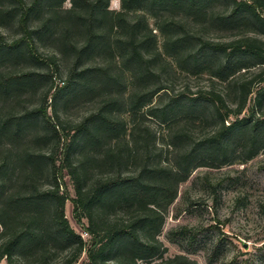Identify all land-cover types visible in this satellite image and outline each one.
Masks as SVG:
<instances>
[{
	"label": "trees",
	"instance_id": "obj_1",
	"mask_svg": "<svg viewBox=\"0 0 264 264\" xmlns=\"http://www.w3.org/2000/svg\"><path fill=\"white\" fill-rule=\"evenodd\" d=\"M109 3L0 0V99L49 83L38 106L0 116V259L7 264H76L83 253L79 264H197L183 254L163 258L157 238L179 185L198 166L243 163L264 149V0ZM13 26L22 34L8 40ZM37 46L50 49L48 59ZM25 58L47 63L46 73L12 68ZM68 58L67 77L57 79L58 61ZM177 75L204 76L207 84L172 94L168 82ZM50 94L56 118L48 114ZM186 94L192 102L183 109ZM91 95L100 103L84 120L55 114L59 101ZM200 100L208 113L196 109ZM146 119L161 127L169 159L149 157L164 150ZM64 174L88 238L65 216Z\"/></svg>",
	"mask_w": 264,
	"mask_h": 264
},
{
	"label": "rangeland",
	"instance_id": "obj_2",
	"mask_svg": "<svg viewBox=\"0 0 264 264\" xmlns=\"http://www.w3.org/2000/svg\"><path fill=\"white\" fill-rule=\"evenodd\" d=\"M66 6L69 3L66 1ZM109 7L119 9V0H110ZM8 40L21 36V31L13 26L5 31ZM210 37L218 38L219 32H210ZM38 52L42 53L44 59L52 54L50 49L37 46ZM57 58L60 59L58 55ZM95 62L97 60H94ZM47 63H39L33 59L25 58L23 62L12 63V68L18 71L35 70L46 73ZM59 70L56 78L62 80L68 75L71 66L70 59L58 61ZM11 66V64H9ZM172 94L183 91L184 87L194 91L197 87L207 84L206 77H184L177 75L175 79L168 82ZM48 80L40 79L39 88L35 91H27L24 95L10 98L5 101L0 99V116L6 115L7 111H15L23 114L24 111L38 106L41 102L43 90L47 89ZM53 93V89H51ZM182 107L187 108L192 102L190 94L184 95ZM196 109L204 114L210 111L204 101H193ZM53 100L51 94L47 100L48 114L53 116ZM100 103V95H91L83 99L56 107V115L61 121L70 123L79 122L96 110ZM197 103H199L197 105ZM51 108V109H50ZM148 128L156 132V146H162L164 152L159 150L149 151V157L153 160L170 158L162 141V133L154 119H146ZM38 129H43V124L38 123ZM193 138L201 137L202 126L196 122L191 126ZM165 140V138H164ZM42 147L37 146L36 148ZM141 152V151H140ZM127 170H133L130 165ZM12 178L16 173L7 170ZM40 183L48 186V180L42 178ZM64 188L69 198L64 205V213L70 225L83 238H88L84 229L85 219L76 220L74 217L73 203L74 195L72 182L67 174H64ZM162 243V257L168 258L176 254H183L197 264H264V149L247 161L240 163L219 164L217 167L198 166L188 179L178 187L176 199L167 208L165 221L161 231L157 235ZM64 253H59L60 257ZM85 259L81 254L76 264ZM0 264H7L5 259H0ZM142 264H149L143 262Z\"/></svg>",
	"mask_w": 264,
	"mask_h": 264
}]
</instances>
